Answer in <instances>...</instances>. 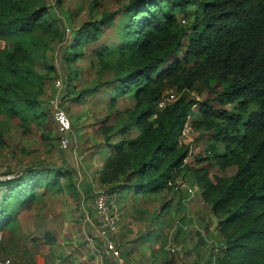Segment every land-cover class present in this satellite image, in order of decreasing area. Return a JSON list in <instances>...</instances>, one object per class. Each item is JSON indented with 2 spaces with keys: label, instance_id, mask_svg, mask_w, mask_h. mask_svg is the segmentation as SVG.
I'll return each mask as SVG.
<instances>
[{
  "label": "trees",
  "instance_id": "trees-1",
  "mask_svg": "<svg viewBox=\"0 0 264 264\" xmlns=\"http://www.w3.org/2000/svg\"><path fill=\"white\" fill-rule=\"evenodd\" d=\"M198 1L200 16L182 26L178 15ZM30 2L0 0V40L11 43L0 53V114L16 116L23 132L30 131L31 122L44 124L45 114L39 100L42 77L21 62L35 31L55 24L46 6ZM117 15L123 18L114 28L115 39L92 49L113 76L94 89L103 87L109 109L120 98L133 102L122 110L126 124L101 130L119 140L109 145L112 154L98 170V184L110 197L126 190L159 192L172 189L168 182L187 170L218 218L222 246L214 264H264V0H128L121 9L83 22L68 60L98 42ZM213 84L219 87L218 106L189 98ZM170 88L179 93L177 99L157 109ZM156 109L160 114L151 120ZM189 114L191 126L209 132L211 139L208 154L194 157L195 166L184 162L187 148L180 145ZM132 129L136 135L125 137ZM229 167H235L231 175L221 173ZM213 168L219 173L212 174ZM62 186L77 190L72 170L53 163H28L15 176L0 179V230H16L17 216L39 188L58 192Z\"/></svg>",
  "mask_w": 264,
  "mask_h": 264
},
{
  "label": "rangeland",
  "instance_id": "rangeland-1",
  "mask_svg": "<svg viewBox=\"0 0 264 264\" xmlns=\"http://www.w3.org/2000/svg\"><path fill=\"white\" fill-rule=\"evenodd\" d=\"M127 2L128 0H32V2H30L33 7L40 5L46 6L49 14L55 19L53 27L44 31H35L34 37H32V46L21 62V66L31 69L42 77V93L39 95V100L40 107L45 114V122L42 125L31 122L30 131L23 132V125L22 127L20 126V121L16 116L8 117L4 113L0 114V179L15 176V174L28 163H53L71 169L72 174H74V183L76 185L77 182H75V177L80 180L79 176H77V171L82 174L81 164L85 167H94L93 164L87 163V161L91 162V159L87 157L88 154L94 153V151L99 149L102 145H106L109 149L110 144L119 140L111 135H109L111 136L109 138L107 133L101 130H103L105 126H112V128L115 127V129H117L126 124V122H128V117L122 110L127 106H131L133 101L131 98L121 99L116 106L118 110H120L119 112L116 111V107L114 109L108 108V111H105L106 106H103L105 101H101V99H107L105 90L101 86H99L97 90L94 88H96L95 86L97 83H102L113 75L111 70L102 68L99 65L98 59L93 54L92 49L103 41L111 42V40L115 39L116 34L114 28L116 24L121 22L123 18L122 15L116 16L110 28L103 29L98 42L83 48L84 53L82 56L74 61H70L68 60L67 54H69L70 44L73 40L75 30L83 22L97 20L105 13H111L112 11L121 9ZM200 12V1H198L187 7L186 12L180 13L178 15V20L182 26L187 28L196 16H200ZM66 26L70 28L69 35L64 33ZM10 47V42L0 40V53L4 50H8ZM56 79H60L62 82L63 88L59 95L63 107L69 114L72 130L76 137L75 143L65 150L59 147V138L51 114V99L56 95L54 86ZM212 86V88H205L200 94L192 92L189 98L195 100L208 99L211 100L215 106H218L214 98L219 87L217 84H213ZM86 89H88V91L83 93L81 96L82 100L78 102L74 101V99L80 95V92ZM170 90L175 91L177 95L179 94L174 88H170L167 91ZM99 99L100 101H98ZM85 101H87L88 106L92 107L86 106L84 109H81L79 105L85 104ZM72 106L75 108L72 109ZM93 107L97 108L94 110V115L91 114ZM228 107L231 108V106ZM88 110H90L89 114L86 113ZM160 111L161 110L156 109L151 120H156ZM191 128L189 133L180 137V145L187 148L188 155L184 159V162H188L190 165L195 166L193 164L194 157L196 155L205 156L208 154V146L211 143V139L209 132L203 129H195L192 126ZM81 129L85 132L78 135V130L81 131ZM136 133V129H132L125 134V137H134ZM109 134H112V131H109ZM80 147H82V150H80ZM81 153H83V155L85 154V159L84 157H80ZM211 171L212 174L215 172L219 173L216 168L211 169ZM234 171L235 167H229L225 172L221 173L231 175ZM175 183H177L179 189L182 188L181 183L193 188L191 174L187 170L177 175ZM179 189L161 190L159 192L161 204L156 206L153 210H150V208L147 209L145 206L149 205L145 204L143 206L146 209L141 207L143 210H146L144 213L139 211L136 212L135 207L127 208V212L124 213L116 202H114L113 205H111L110 212L117 217V226L119 221H121V211L123 212V216L127 215V220L131 221L146 220L147 215L150 216L151 220H157L158 217H161L162 221L176 220L178 216L177 213L174 212V209V213H170L169 210L165 212L164 206H169L168 196L172 195L171 191L179 193L185 191L184 189ZM98 190V192H100L105 189L100 186ZM189 196L192 197L190 194ZM51 198L53 199L52 203L54 206H71L72 218H62L63 223L60 226L62 228L58 230L61 234H66L64 235L66 238L71 236L69 231L71 224L75 225L83 221H91L94 224L97 223L98 219L93 204L92 208L94 213L90 212L87 208L86 212L83 213V196L75 195V197L70 198L69 196L57 194L51 196ZM30 206L24 210L25 212L23 214L29 215ZM49 218L51 221L53 220L52 217ZM54 219L56 226H58L57 218ZM39 222V224L32 225L31 229L23 233H16L12 237L10 247H7L8 245L6 242L7 238H9V233H3V238L0 241V254L4 256V258H8L10 264H13L12 262H14L15 259L19 260L20 263L23 258L24 261L22 264H37V262L41 264L42 258L47 254L43 233L46 226L49 224L47 220H40ZM10 255L13 257H10ZM107 264L118 263L116 261H110L107 262Z\"/></svg>",
  "mask_w": 264,
  "mask_h": 264
},
{
  "label": "crops",
  "instance_id": "crops-1",
  "mask_svg": "<svg viewBox=\"0 0 264 264\" xmlns=\"http://www.w3.org/2000/svg\"><path fill=\"white\" fill-rule=\"evenodd\" d=\"M105 96L107 97L106 94ZM101 101H105L103 106H106L105 111H108V99H101ZM86 106L92 107L87 105V101L85 104L79 105L81 109ZM96 109L93 107L91 114ZM116 109L118 108L116 107ZM86 113L89 114L90 110ZM84 132L82 129L78 130V135ZM81 148L80 150H82ZM111 154L110 148L108 149L106 145H102L94 153L88 154L87 157L91 159V162L87 161V163L93 164L94 167H85L81 164L82 174L79 171H77L78 175L76 174L80 180L75 177L77 190L66 189L65 186H62L58 192L53 189L39 188L37 197L29 208V215L23 214L25 211H22L17 216L16 230L12 232L8 229L2 230L3 233H9V238L6 241L7 247H10L12 237L16 233H23L31 229L32 225L39 224L40 220H47L49 225L46 226L43 233L47 254L42 258L41 264H107V262L115 261L104 250L102 240L97 234V223L83 221L75 225L71 224L69 227L71 236L66 238L64 236L66 234H61L58 230L62 228L60 227L63 223L62 218H72L71 206H54L51 198L57 194L70 198L75 195L83 196V213L86 212V208L94 213L93 199L100 188L97 182L98 170L105 158ZM80 157L85 159V154L81 153ZM72 179L74 183V174H72ZM60 182L63 184L65 178L61 177ZM193 191L192 197L185 191L180 193L171 191L172 195L168 196L169 206H167L168 208L164 206V211L175 212L178 217L176 220L170 221H162L161 217L151 220L148 215L146 220L131 221L127 220V215L123 216V212L126 213V209L129 207H135L136 212L141 213L146 212L143 210L146 208L153 210L161 204L160 191L136 194L126 190L112 197V205L116 202L123 212L121 211L122 216L118 223V229L110 236V239L119 249L126 264H165L167 262L170 264H214L215 253L222 246V238L217 229L218 218L211 213L210 205L202 200L197 186L193 185ZM145 204L149 206L144 208ZM49 217H52L53 220L51 221ZM54 218H57L58 226H56ZM23 261L24 258L20 263L15 259L12 263L22 264ZM37 264L39 263L37 262Z\"/></svg>",
  "mask_w": 264,
  "mask_h": 264
},
{
  "label": "built area",
  "instance_id": "built-area-1",
  "mask_svg": "<svg viewBox=\"0 0 264 264\" xmlns=\"http://www.w3.org/2000/svg\"><path fill=\"white\" fill-rule=\"evenodd\" d=\"M64 33L66 35L70 34V28L67 26L65 27ZM64 34V35H65ZM65 39V37H64ZM54 86L56 89V95L51 99L52 108V120L55 124L56 131L59 138V147L63 150L67 149L70 145L75 143V136L72 130L71 121L69 118L68 112L62 105V100L59 95L61 89L63 88L62 82L60 79H56L54 82ZM178 95L175 91H165L159 100L157 101L156 108L162 109L166 105L172 103L177 99ZM192 112H197L196 105L192 106ZM192 115L189 114L187 117V121L184 124V127L181 131V137L185 136L187 133L191 131V124L190 119ZM168 186L172 188V190H178V185L174 181H169ZM182 188L186 191L187 194L193 195V188L186 186L184 183H181ZM179 189V190H180ZM111 205H112V197L108 196L103 191L98 192L94 197L93 208L95 210L97 216V234L98 237L102 240L104 250L107 255L114 258V260L118 264H126L119 249L115 246L113 241L110 239V236L116 233L118 226H117V217L114 216L111 212ZM89 220V218H88ZM89 222V221H88ZM3 238V232L0 230V241ZM0 264H10V260L8 258H4L0 254Z\"/></svg>",
  "mask_w": 264,
  "mask_h": 264
}]
</instances>
